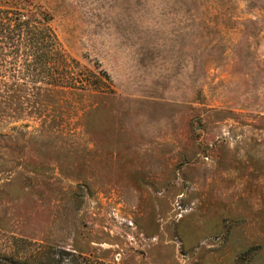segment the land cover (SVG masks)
<instances>
[{
  "label": "rangeland",
  "instance_id": "rangeland-1",
  "mask_svg": "<svg viewBox=\"0 0 264 264\" xmlns=\"http://www.w3.org/2000/svg\"><path fill=\"white\" fill-rule=\"evenodd\" d=\"M0 9L116 93L0 81V264H264V0Z\"/></svg>",
  "mask_w": 264,
  "mask_h": 264
},
{
  "label": "trees",
  "instance_id": "trees-1",
  "mask_svg": "<svg viewBox=\"0 0 264 264\" xmlns=\"http://www.w3.org/2000/svg\"><path fill=\"white\" fill-rule=\"evenodd\" d=\"M37 15L27 17L18 11L0 9V81L13 80L19 87V78L24 73L18 62L26 57L27 67L33 72L29 78L35 87L39 86L35 90L54 94L88 93L101 96V100L114 99L116 93L111 88L109 75L104 71L92 72L68 56L50 26L51 19L44 13ZM43 107L45 111L52 110L50 106ZM99 109L101 106L89 113H97Z\"/></svg>",
  "mask_w": 264,
  "mask_h": 264
}]
</instances>
